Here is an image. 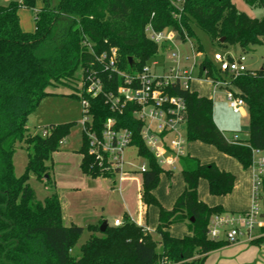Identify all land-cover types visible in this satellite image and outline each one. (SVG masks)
<instances>
[{"label":"trees","instance_id":"16d2710c","mask_svg":"<svg viewBox=\"0 0 264 264\" xmlns=\"http://www.w3.org/2000/svg\"><path fill=\"white\" fill-rule=\"evenodd\" d=\"M244 1L264 12V0ZM39 3L35 31H23L19 10H35ZM149 26L156 32L173 30L182 41L186 36L196 38V30H200L224 49L238 46L248 51L264 42V17L251 18L239 12L233 0H184L181 9L169 0H21L0 5V264H205L210 253L230 245L208 237L212 218L227 212L222 206L210 207L199 200L198 185L206 179L210 194L224 197L233 192L236 177L214 162L204 164L186 155L180 160L184 191L172 210H165L153 192L161 175L172 172L160 167L145 146L134 107L127 106L123 114L114 113L104 95L88 97L92 128L100 133L106 121L114 118L120 128L132 131V146L148 163L143 173L142 203L160 208L159 240L128 216L122 226L109 225L105 232H101V224L68 226L58 194L40 201L29 184L31 174L40 181L50 178L48 162L60 151L73 125H50L46 137L30 135L29 117L49 95L48 89L74 87L80 69L97 71L105 94L116 92L118 78L105 71L96 56L116 49L122 71L141 72L160 53V47L148 37ZM198 50L202 52L200 43ZM204 69L209 76L222 78L208 56L200 76ZM229 87L248 108L249 130L244 140L236 134L231 141L217 127L211 99L180 86L171 92L187 105V143L213 145L249 169L252 150L264 152V70L240 75ZM23 143L33 153L24 174L17 177L13 158L17 145ZM88 149L83 134L80 168L84 175L97 179L101 173ZM177 223H187L190 235L172 237L169 230ZM85 230L90 238L81 246V256L74 257L72 251ZM261 244L260 240L251 243Z\"/></svg>","mask_w":264,"mask_h":264},{"label":"rangeland","instance_id":"374dc122","mask_svg":"<svg viewBox=\"0 0 264 264\" xmlns=\"http://www.w3.org/2000/svg\"><path fill=\"white\" fill-rule=\"evenodd\" d=\"M12 1L21 0H0V5L7 6ZM233 3L239 12L245 13L251 18L261 19L264 17L262 10L251 7L244 0H233ZM38 10L39 4L35 10L26 8L19 10L23 31L29 33L35 31V17ZM198 43L202 47L204 57L208 56L213 60L215 54L229 53L235 60L244 57V64L249 72L264 70V42L261 46L253 47L248 51H243L238 46L224 49L213 44L209 36L204 32L196 30V38L179 41L176 46H167V48L169 47L168 51L170 53H179L182 64L190 67L192 65L193 54L196 52V50H192V45L198 50ZM164 46L163 44L160 47L161 54L168 53L165 50L166 48L164 49ZM187 58H190V61H186ZM164 61V68L168 69L172 61L170 59H164ZM160 62L163 63V61ZM161 71L153 68V72L156 74L161 73ZM195 76L198 78L197 72H195ZM81 77L82 71L79 69L76 73V79L79 80ZM235 78V76L231 75H222V78H219V80H225L231 86V82ZM75 83L73 82L74 85ZM191 89L198 92L200 96L213 100L215 124L223 131L227 139L232 140L236 134L240 140L247 138L248 133L246 132L249 130V118L246 117L247 115L249 116L248 108L245 109L246 116L234 114L229 108L226 96H224L225 88L218 89L214 93L212 85L207 82H193ZM231 89L234 88L231 87ZM48 93L49 95L42 100L37 110L29 117L28 128L30 135H42L50 125L68 123H72L73 125L60 151L54 155L52 161L48 162L49 166L53 164L55 167V175L58 182H56L57 188L54 187V182L50 178L40 181L34 174L30 175L29 184L36 192L38 200L44 201L57 191L60 195H63L62 201L65 202L67 199H70V193L72 192L76 195L75 197L79 203L84 206V210L88 212L86 214L96 215V217H99L103 221H107L111 227L114 226L115 219L124 220V217L129 214L131 216L129 215L128 217L134 221L141 217L148 233L155 240H159L156 229L160 208L157 204L147 207L142 203L143 174L140 170L145 161L137 155L136 148L131 147L126 151L127 162L132 163V167L126 166L125 170H133L136 173L126 175L125 177L128 178V181L125 184L120 183L118 180L117 185H113L110 189L112 192L106 199L100 200L99 198L86 195L82 190V180L85 179L86 181L89 176L84 175L79 167L82 161L80 150L83 144V122L85 119L82 103L76 96H73L75 94L73 86L51 87L48 89ZM16 150L13 162L15 175L20 177L24 174L29 156L33 151L32 149L28 150L24 143L17 145ZM186 153L204 164L214 162L220 169L232 173L236 177L233 192L224 197L211 195L207 180L201 179L198 185L199 200L205 202L210 207L222 206L227 213L248 212L251 210L252 178L250 168L245 169L236 159L220 152L217 147L199 141L187 143ZM165 171L172 172V174L163 173L161 175L160 183L153 192V195L162 208L172 210L178 196L185 188L181 163L173 170L165 169ZM107 176L109 175L101 174L99 178H112L111 176ZM132 178H135V180ZM77 192L81 194H76ZM73 201L77 203V200L73 199ZM169 231L172 237L178 239L190 235L187 223L173 224ZM89 234L85 230L72 251L74 257L81 256L80 248L90 238ZM205 264H264V245H251V243L243 239L213 251L207 257Z\"/></svg>","mask_w":264,"mask_h":264},{"label":"built area","instance_id":"2783aa9c","mask_svg":"<svg viewBox=\"0 0 264 264\" xmlns=\"http://www.w3.org/2000/svg\"><path fill=\"white\" fill-rule=\"evenodd\" d=\"M169 1L178 9H181L184 2V0ZM146 32L149 39L159 47L164 44V49L166 48L168 53H159V56L146 65L141 72L122 71L119 68V56L116 49H113L110 54L96 56L97 63L118 78L116 92L105 94L104 83L98 72L94 70L82 71V77L79 80L76 79L74 85L75 95L80 98L84 109L83 134L88 141V154L94 158L101 174L117 178L119 181H123L128 174L136 173L133 170H125L126 166L132 167V163L127 162L126 151L134 147L132 146L133 133L127 128H120L114 118H109L102 131L97 133L92 128L88 97L104 95L112 112L118 114H123L126 107L132 105L134 118L142 123L141 136L145 146L160 167L168 170L176 168L181 158L187 155V105L183 98L172 94V89L180 86L184 90L192 91L193 82H207L212 85L214 93L218 89H226L224 93L229 108L234 114L244 115L247 108L246 102L236 95L225 80L209 76L205 69L203 76H200L202 62L206 56L204 57L194 45L192 50L196 52L193 54L190 67L182 64L179 53L168 51L167 46H176L179 42L177 32L173 30L156 32L151 26L147 27ZM186 40L190 38L186 36ZM164 59L172 61L168 69L164 68ZM186 61H190V58ZM213 62L222 75L238 77L250 73L244 64V57L235 60L229 53H218L214 55ZM153 68L163 71L156 74ZM47 135L48 131L42 134L44 137ZM252 154L253 162L250 168L253 172L252 208L248 212L214 216L208 231V237L213 241H226L232 244L243 239L249 243L260 240L261 245H264V152L253 149ZM137 155L139 156L138 150ZM147 170L148 163L145 161L140 172L143 174ZM130 220L134 222L133 219ZM123 223V220H116L114 226L120 227Z\"/></svg>","mask_w":264,"mask_h":264},{"label":"crops","instance_id":"0c3cea01","mask_svg":"<svg viewBox=\"0 0 264 264\" xmlns=\"http://www.w3.org/2000/svg\"><path fill=\"white\" fill-rule=\"evenodd\" d=\"M40 7H41V5L39 3V9H40ZM197 83H201V82H197ZM224 96H225V93H224ZM244 116H246L245 111H244ZM246 117L249 118L248 115ZM246 133H248V131ZM50 168H51L50 169V175H51L50 176V180L52 182H54V187L57 188V185H56L57 177L55 175V167L52 164L50 166ZM251 178H252V185H253V172H252V170H251ZM133 180H135V178ZM82 181H83V183H82L83 193L85 192L86 195L92 196L94 198L96 197V198H99L101 200V199H106L109 196V194L112 192L110 189L112 188L113 185H117L118 179L117 178L116 179H114V178H110V179H108V178H106V179H103V178L93 179V178H90V176H89L86 181H85V179L82 180ZM127 181H128V178L124 177L123 181H119V182L122 183V184H125ZM73 190H76V189H73ZM56 193L58 194V196L60 198V201H61V204H62V207H63L65 224H68V226L77 225V226H80V227L87 228L88 226H91V225H93V226H97L99 224L102 225V223L104 222L99 217H96V215L86 214L88 212L86 210H84V208H83L84 206L79 203L78 199L75 197L76 195H74L72 192L70 193V199H67V201H65V202L62 201L63 200V195H60L59 192H57V191H56ZM76 194H81V193L77 192ZM73 199L77 200V203H74ZM237 213H241V212H237ZM116 220H119V219H115V221ZM105 222H107V221H105ZM134 222H136L139 226H144L141 217H139ZM107 224L109 226L108 222H107Z\"/></svg>","mask_w":264,"mask_h":264},{"label":"water","instance_id":"95a60500","mask_svg":"<svg viewBox=\"0 0 264 264\" xmlns=\"http://www.w3.org/2000/svg\"><path fill=\"white\" fill-rule=\"evenodd\" d=\"M177 40H178V41H181V38L178 37ZM223 42H224V40H222V43H223ZM130 63H131V65L133 64V59H131V58H130ZM107 227H108V224H107V222L104 221V222L102 223L101 227H100L101 232H105V230L107 229Z\"/></svg>","mask_w":264,"mask_h":264}]
</instances>
